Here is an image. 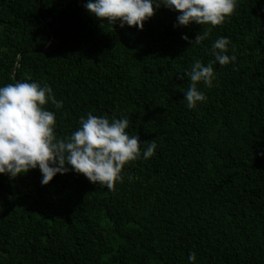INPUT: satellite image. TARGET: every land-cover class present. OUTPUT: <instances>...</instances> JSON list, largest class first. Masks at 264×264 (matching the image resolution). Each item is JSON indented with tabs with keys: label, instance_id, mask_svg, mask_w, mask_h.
I'll return each mask as SVG.
<instances>
[{
	"label": "trees",
	"instance_id": "1",
	"mask_svg": "<svg viewBox=\"0 0 264 264\" xmlns=\"http://www.w3.org/2000/svg\"><path fill=\"white\" fill-rule=\"evenodd\" d=\"M85 3L0 0V86L49 85L60 138L89 113L127 117L156 154L111 191L74 171L47 186L38 169L0 175V264H264V0H239L215 28L154 9L143 31L101 24ZM220 37L236 63L213 64L190 110L181 76L213 61Z\"/></svg>",
	"mask_w": 264,
	"mask_h": 264
},
{
	"label": "clouds",
	"instance_id": "2",
	"mask_svg": "<svg viewBox=\"0 0 264 264\" xmlns=\"http://www.w3.org/2000/svg\"><path fill=\"white\" fill-rule=\"evenodd\" d=\"M238 3L239 0H86L83 7L101 24L143 31L144 24L155 16L154 9L178 13L175 28H215L235 13ZM209 31H202L194 41L186 35L182 39L191 46L199 45L208 38ZM230 46V39L218 38L211 45L214 60L207 66L197 60L181 76L190 81L183 100L188 109L207 101L199 86H214L213 64L223 67L236 63V55L228 54ZM231 50L234 53V47ZM49 104L56 110L63 108L62 101L56 99L47 84L16 82L0 86V175L15 180L38 169L41 186H47L57 175L74 171L93 185L111 191L123 182V170L128 164L156 154L155 140L142 143L138 135L128 133L127 117L117 119L89 113L80 118L71 135L60 138L56 135V115L47 109ZM188 260L195 264L196 255L190 253Z\"/></svg>",
	"mask_w": 264,
	"mask_h": 264
}]
</instances>
